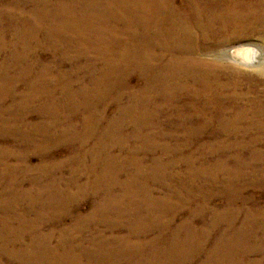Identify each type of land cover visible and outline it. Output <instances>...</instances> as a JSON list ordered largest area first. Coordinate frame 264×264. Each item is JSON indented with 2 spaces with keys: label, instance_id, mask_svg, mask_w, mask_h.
<instances>
[{
  "label": "bare ground",
  "instance_id": "1",
  "mask_svg": "<svg viewBox=\"0 0 264 264\" xmlns=\"http://www.w3.org/2000/svg\"><path fill=\"white\" fill-rule=\"evenodd\" d=\"M257 31L264 0H0V264H264V47L217 50Z\"/></svg>",
  "mask_w": 264,
  "mask_h": 264
},
{
  "label": "rangeland",
  "instance_id": "2",
  "mask_svg": "<svg viewBox=\"0 0 264 264\" xmlns=\"http://www.w3.org/2000/svg\"><path fill=\"white\" fill-rule=\"evenodd\" d=\"M244 43H253V44H257V45H259V46H262V47H264V33H262L261 31H257V32H247L243 37H238L237 39H233V38H230V39H226L225 41H223L221 44H219L218 46H217V50H218V53L220 54V58H221V61H222V63L225 65V66H227V67H234L235 65L236 66H238V67H236L238 70H240V71H243V70H247V69H251V67L250 66H245V65H241V63H239V62H237V61H233V59H231L230 57H229V55H230V49L231 48H233V47H235V46H237V45H240V44H244ZM261 52V51H260ZM228 53H229V55H228ZM44 56H46V57H48V55L47 54H43ZM228 55V56H227ZM208 58H210V56H207ZM230 59H229V58ZM237 62V63H236ZM17 69H19V67H16ZM131 82L132 83H134V80L133 79H131ZM21 108L22 109H24V107H22L21 106ZM31 110V109H30ZM34 117L33 116H31V117H29V119H30V121H32V119H33ZM206 130V129H205ZM204 131V130H203ZM203 135H207V132H205L204 131V133H203ZM202 140H206V138H202ZM6 144H11L10 142H7ZM65 152H66V150H65V148H64V146H63V144H58V145H56L55 147H54V150L52 151V154L53 155H55V157H56V159H60V158H63L64 157V154H65ZM5 153L9 156V159H11V157H13L15 154H18L17 153V151L15 150V148L13 147V146H8V148L6 149V151H5ZM194 153H196V154H198L197 152H194ZM196 154H194V155H192L193 157H195V156H197ZM42 156H44V154L43 153H41V155H40V153L39 152H32V153H29V155H28V157H27V161H28V163L29 164H37L40 160H41V158H42ZM207 159V158H206ZM210 170H213L214 168H209ZM79 172V171H78ZM78 172H76V174L75 175H77V177L78 178H81L82 176H81V174L80 173H78ZM65 173V169H64V167H62L61 168V174H64ZM222 173H225V175L224 176H221V174ZM232 173H231V171L228 169V168H226V169H223V170H220L216 175L215 174H212V175H214L215 176V179H216V182H215V184L214 185H212V188H214V191H215V189H216V191H217V193L215 194V192H211V193H205V194H203V196L199 199V200H197L196 201V203H198V202H202L203 200H208L209 202H210V206H209V208H208V210H209V212H210V210H211V206H214L215 204H216V202L218 201L219 202V199L221 200V201H223L224 199H227V198H229L230 196L229 195H227V185H226V183L224 182L225 180H223L224 178H227L229 175H231ZM253 176H256L255 175V173H249V174H247V177H253ZM221 177H222V179H221ZM197 179V178H196ZM196 179H192V182L193 183H197V180ZM198 182L200 183V181L198 180ZM26 184V181L24 182V185ZM211 186V185H210ZM250 186H246L245 188H247V190H243V191H241V192H239L238 193V195H237V197H239L242 193H244L243 195H241V197H240V199H241V201H245L246 199L247 200H249V198H247L248 197V195L250 194V193H252L253 194V196H254V199L255 200H264V189H263V187L262 186H255V187H250ZM209 188H211V187H209ZM245 188H242V189H245ZM263 192V193H260V192ZM207 194V195H206ZM261 195H262V197H261ZM215 197H217V200H215ZM240 199H237L236 201H234V205L235 206H237L238 205V201L240 200ZM9 200V199H8ZM86 200V199H85ZM262 202V201H261ZM89 203H91L89 200H88V202H83L82 204H81V207H80V211L82 212V213H86L87 212V210H88V208H89V206H90V204ZM212 204V205H211ZM217 205H219V204H217ZM182 208L184 209V207L183 206H181V207H179V209H178V212L176 211L175 213L177 214L173 219H171L170 220V222H171V225H175V222H177L178 221V219L181 217V215H182ZM203 211H206V209H203ZM184 212V211H183ZM241 213V212H240ZM208 214V213H207ZM207 214L204 216V217H206L207 216ZM100 214L98 213L97 214V216L95 215L94 216V219L97 217V219H98V217L100 218V216H99ZM219 215H218V213L215 211V218H217ZM67 221V220H66ZM99 226V225H98ZM90 229V228H89ZM89 229L88 228H85L84 230H83V233L84 234H88L89 233ZM55 234V233H54ZM68 234H72V235H75L76 234V232L75 231H72V232H69ZM212 234H213V232H209V231H207V237H208V239H210L211 237H212ZM54 239H56V237H55V235H53V236H51L50 237V242L51 243H53L55 240ZM83 249H85L84 247H82V246H80V247H78L77 249H75V251H78V252H75L74 254H73V258H77L76 260L77 261H79V262H86L87 261V254L86 255H84L83 253H82V250ZM80 250H81V252H80ZM77 253V255L75 256V254ZM79 253V254H78ZM75 256V257H74ZM83 256V257H82ZM251 257H253L252 255H251ZM84 260V261H83Z\"/></svg>",
  "mask_w": 264,
  "mask_h": 264
}]
</instances>
